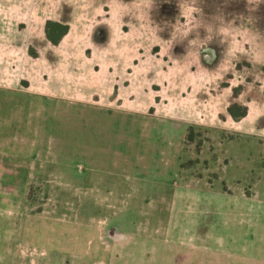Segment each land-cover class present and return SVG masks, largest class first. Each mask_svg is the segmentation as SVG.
I'll use <instances>...</instances> for the list:
<instances>
[{"label":"rangeland","instance_id":"obj_1","mask_svg":"<svg viewBox=\"0 0 264 264\" xmlns=\"http://www.w3.org/2000/svg\"><path fill=\"white\" fill-rule=\"evenodd\" d=\"M0 264H264V0H0Z\"/></svg>","mask_w":264,"mask_h":264},{"label":"trees","instance_id":"obj_2","mask_svg":"<svg viewBox=\"0 0 264 264\" xmlns=\"http://www.w3.org/2000/svg\"><path fill=\"white\" fill-rule=\"evenodd\" d=\"M54 28H63L64 29V27L62 25H60L59 23H57L55 21H48L46 23V26H45V33H46L47 39L50 40L51 42H55L57 40V38L54 37L50 32V30L54 29ZM227 111L234 118H239V117H242L246 114L245 107H243L240 112H236V110H234V105L228 106Z\"/></svg>","mask_w":264,"mask_h":264}]
</instances>
